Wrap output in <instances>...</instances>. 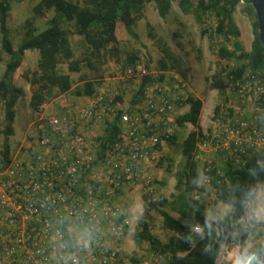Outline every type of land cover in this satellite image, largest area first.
I'll return each mask as SVG.
<instances>
[{
  "label": "built area",
  "instance_id": "built-area-1",
  "mask_svg": "<svg viewBox=\"0 0 264 264\" xmlns=\"http://www.w3.org/2000/svg\"><path fill=\"white\" fill-rule=\"evenodd\" d=\"M123 75L138 85L150 78L139 102L122 106L116 94L100 85L93 97H77L75 106L40 108V124L20 153L5 166L0 162V264L118 263L111 243L122 233L118 219L123 210L115 197L131 188H140L148 202L160 197V178L153 170L178 129L177 116L188 109L183 102L190 92L182 76H154L146 56L127 66ZM260 89L247 80L226 89L236 103L231 99L218 105L210 131L198 143V162L207 151L215 153L203 168L213 162L243 164L244 156L264 153V129L232 112L245 108ZM113 122L119 131L107 140L105 128ZM79 213L98 221L97 238L92 247L64 252L58 261L54 229L62 217L70 220ZM67 231H72L70 224Z\"/></svg>",
  "mask_w": 264,
  "mask_h": 264
},
{
  "label": "trees",
  "instance_id": "trees-1",
  "mask_svg": "<svg viewBox=\"0 0 264 264\" xmlns=\"http://www.w3.org/2000/svg\"><path fill=\"white\" fill-rule=\"evenodd\" d=\"M174 1L185 14L194 15L201 27V34L207 35L213 41L211 45L214 44L215 37L221 38L217 44L216 55L221 60L233 62V67L225 66L220 73L212 77L210 89H215L220 95H224L230 86L240 84L245 80L255 82L261 88L258 94L255 93L253 104L256 117L253 121L263 130L264 49L259 43L255 13H253L251 23L253 40L250 50L245 51L239 41L240 32L234 22L233 14L240 0H198L196 6L193 7L190 0H82L81 2L77 0H39L33 7L34 16L44 17L50 11L54 12V16L47 20L48 27L37 35H34L35 28L32 26V21L27 20L23 38L16 50L8 35L7 12L10 5L8 1L0 0V45L2 51L11 57L0 79V101L4 106L5 122L3 128L0 129V136H2L0 162L2 165H7L11 158L9 137L13 134L14 107L17 100L25 96L23 89L15 86L12 79L21 66L26 51L37 50L39 53L37 69L23 75L30 87L28 106L32 112L39 111L49 100H54L58 95L62 96L66 93H71L76 97H93L99 83L88 80L85 74H82V67L92 68L93 61L101 66L106 63L110 55L112 56L111 50L117 52L115 47L118 42L115 33L117 23L121 22L127 34L137 38L134 25L144 5L153 2L158 16L164 19L169 14ZM209 17L215 19L213 32L205 28ZM63 23H73L74 33L84 39L87 54L81 59H74L69 39L72 32L61 27ZM150 37L162 53L172 59L166 44L156 39L153 33ZM136 59L137 52L128 54L122 62L121 71L124 72L125 68ZM61 64H66V72L60 70ZM93 70H97V67ZM73 73L80 74V83L77 85H74L70 77ZM181 75L186 78V72H181ZM157 78L163 79L164 76L160 74ZM146 79L150 78H143L139 83L131 104L139 102ZM117 100L121 101V96L118 95ZM183 105H187L188 109L177 116L176 125L178 128L191 125L193 130L187 134L180 145L182 161L180 169L175 172L174 189L176 192L170 199L160 195L159 199L150 202L143 196V212L137 221V230L133 234V239L138 245L147 243L153 264H217L222 245L225 242L232 244L229 235L231 224H218L217 228L224 229L219 235L213 231L210 234H203L201 238L202 234L193 233V226L203 228L206 218L204 204L196 199L198 194L206 191L205 187L200 186L201 173L207 179L208 186L215 190L217 201L223 203L230 199L238 200L240 193L234 190L236 185L243 187L264 180V172L254 171L264 165V153L253 152L249 156H244L243 164L226 161L216 165L213 162L207 168H203L200 173L195 154L197 145L204 136L200 126L203 102L189 94ZM218 107L215 109L216 112H218ZM118 131L116 122H113L105 128V138L113 140ZM167 142L175 144L177 136H171ZM167 161L171 160L167 159ZM166 172L171 173V168L167 167ZM164 209L175 213L177 218L171 217ZM151 211H157L162 218L163 227L173 233L167 242H161L152 234ZM240 214L237 204L234 218H238ZM125 219L126 214L124 213L118 219V223L124 225L122 234H126L128 230L127 225L124 224ZM188 236L192 237L193 242H189Z\"/></svg>",
  "mask_w": 264,
  "mask_h": 264
},
{
  "label": "rangeland",
  "instance_id": "rangeland-1",
  "mask_svg": "<svg viewBox=\"0 0 264 264\" xmlns=\"http://www.w3.org/2000/svg\"><path fill=\"white\" fill-rule=\"evenodd\" d=\"M9 2L10 9L7 12V27L9 39L12 41L14 50H16L21 42L25 32V22L32 21V26L35 28L34 35L45 30L47 20L54 16V12L50 11L44 17L34 16L33 7L39 0H6ZM198 0H190V4L196 6ZM252 8V7H251ZM247 5L239 4L233 14L234 22L240 32L239 41L245 51L250 50L253 40L252 20L254 10ZM138 19L134 25V32L137 38H133L125 31L121 22L116 26L117 52L111 50L112 56L108 57L105 64L98 66L93 61L92 68L88 66L82 67V74H85L88 80H93L99 83L103 88H107L111 95L121 96L122 106L131 104V100L135 95L138 82L133 79L125 78L121 65L125 57L133 52H137V58L146 56L148 58L149 71L156 77L160 74L164 79H172L175 75H181V72H186V80L190 88L189 94L202 100L203 108L200 117V126L206 134L212 126V119L216 113L215 109L220 104H226L231 101L235 104L236 100L232 96L220 95L215 89H210V80L212 77L220 73L225 66L233 67V62L221 60L216 55L217 44L221 41L220 37L214 38V44L207 35L201 34V27L197 23L192 13L185 14L179 7L178 3H172L171 10L166 18L162 19L158 16L153 2L147 3L140 10ZM61 27L72 32L69 36L74 59H81L87 54V45L84 39L74 33L73 23H63ZM215 27V19L209 17L206 21L207 30L213 32ZM151 33L155 34V38L163 41L169 48L172 59H169L166 54L156 46L155 41L150 37ZM0 79L2 78L5 67L11 57L4 53L0 45ZM39 53L37 50L26 51L21 66L13 75L12 82L15 86L23 89L25 96L19 98L14 107L15 117L12 123L13 134L9 137L10 155L13 158L17 156L22 145L29 138V135L35 126L40 124L41 110L32 112L28 106L29 85L23 78V75L37 69ZM97 67V70H93ZM60 70L66 72V64L60 65ZM74 85L80 83V74H70ZM98 86V87H99ZM97 87V88H98ZM76 98H73L71 93L49 100L41 108L51 106L59 108L60 104H76ZM254 99L249 102L245 108H232V112L238 118L248 120L254 119L256 111L254 108ZM68 106L67 108H72ZM4 106L0 101V129L4 126ZM193 130L191 125H186L183 128L175 130L177 142L169 144L166 142L163 146L162 156L159 158L156 170H153L157 178H160L161 196L170 199L175 194V172L181 167V143L187 134ZM2 136H0V144ZM1 150V148H0ZM215 155L214 152L207 151L205 156L199 160V172H202L203 164ZM162 158L164 160H162ZM167 159L171 160L170 162ZM216 159V157H214ZM213 159V160H214ZM162 160V162H161ZM161 162V164H160ZM171 168V173H167L166 169ZM158 172V174L156 173ZM264 183V180L259 182ZM200 186L205 187L204 193L198 194L196 199L202 202L205 206V214L208 210L219 207L222 203L217 201L215 190L211 189L204 176L201 173ZM159 199V197H158ZM115 204L119 205L123 213L126 214L124 224L128 230L126 234L117 235L111 243L118 250L117 264H153L152 256L149 254L147 243L138 245L133 234L137 230V221L141 218L143 212V192L140 188L126 189L120 192L114 200ZM168 214L177 218V215L168 209H164ZM151 232L161 242H167L173 233L166 230L162 225V218L157 211H151ZM122 224V231H123ZM254 240L256 242H264V228L258 229L255 233ZM232 244L225 242L220 250V256L217 264H225L223 253L231 247ZM138 261V262H137Z\"/></svg>",
  "mask_w": 264,
  "mask_h": 264
},
{
  "label": "clouds",
  "instance_id": "clouds-1",
  "mask_svg": "<svg viewBox=\"0 0 264 264\" xmlns=\"http://www.w3.org/2000/svg\"><path fill=\"white\" fill-rule=\"evenodd\" d=\"M264 172V165L254 170ZM235 191L240 193L239 199H230L219 207L208 210L204 227L193 226L192 230L203 234L213 231L217 235L224 229L218 224H231L229 233L232 246L224 253L225 264H264V242L254 240L258 229L264 228V183H252L246 186L236 185ZM239 206L240 215L234 218ZM69 224L72 231H67ZM100 224L90 214L79 213L70 220L61 218L54 231L59 235L55 247L58 249V261H62L64 252L92 247L100 231ZM189 242H193L188 236Z\"/></svg>",
  "mask_w": 264,
  "mask_h": 264
},
{
  "label": "water",
  "instance_id": "water-1",
  "mask_svg": "<svg viewBox=\"0 0 264 264\" xmlns=\"http://www.w3.org/2000/svg\"><path fill=\"white\" fill-rule=\"evenodd\" d=\"M240 4L253 8L258 24L259 43L264 49V0H240Z\"/></svg>",
  "mask_w": 264,
  "mask_h": 264
},
{
  "label": "crops",
  "instance_id": "crops-1",
  "mask_svg": "<svg viewBox=\"0 0 264 264\" xmlns=\"http://www.w3.org/2000/svg\"><path fill=\"white\" fill-rule=\"evenodd\" d=\"M73 1H76V0H73ZM77 1H80V2H81L82 0H77ZM116 26H117V25H116ZM25 53H26V52H25ZM71 79H72V78H71ZM78 84H79V83H78ZM66 94H68V93H66ZM66 94H63V95H66ZM63 95H62V96H63ZM72 96H73V95H72ZM73 98H76V96H73Z\"/></svg>",
  "mask_w": 264,
  "mask_h": 264
}]
</instances>
